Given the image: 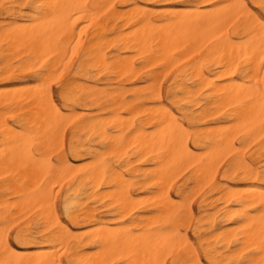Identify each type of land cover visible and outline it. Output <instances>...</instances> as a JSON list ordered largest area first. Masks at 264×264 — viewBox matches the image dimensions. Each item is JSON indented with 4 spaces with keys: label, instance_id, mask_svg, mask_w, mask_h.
<instances>
[{
    "label": "bare ground",
    "instance_id": "6f19581e",
    "mask_svg": "<svg viewBox=\"0 0 264 264\" xmlns=\"http://www.w3.org/2000/svg\"><path fill=\"white\" fill-rule=\"evenodd\" d=\"M0 12L13 19L0 24V264H264V0H0ZM104 17L112 63L100 42L70 47L84 22L102 38ZM76 61L92 83L71 78L61 104L51 78ZM181 172L197 212L174 191Z\"/></svg>",
    "mask_w": 264,
    "mask_h": 264
},
{
    "label": "rangeland",
    "instance_id": "374dc122",
    "mask_svg": "<svg viewBox=\"0 0 264 264\" xmlns=\"http://www.w3.org/2000/svg\"><path fill=\"white\" fill-rule=\"evenodd\" d=\"M24 11H28V10H24ZM2 15H1V12H0V24H4V27L3 28H6V27H8V24L13 20L12 19V17H10L9 15H6V14H3V16L4 17H6V18H4V17H1ZM7 17H9V19L7 18ZM105 19H104V28H103V30L101 31V33H102V38H99V37H96L95 36V33H97V31H96V25H92V24H90L89 22H87V23H82L81 24V26L82 27H84V26H86V27H84V28H82V27H78V29H77V31H76V34L78 35L79 33V35H80V37L83 35V33L84 34H86L85 35V37H84V41L80 44V43H78L79 42V38L80 37H78V38H76L77 37V35H76V37H75V39H77V40H73L72 42V44H71V46L70 47H74V42H75V47L77 46V47H86V46H88V47H91L92 46V44L94 45V44H96V43H101L102 44V46L104 47V53H105V55L108 57V61L110 62V63H112L113 61H114V54L117 52V49H116V47H117V44H116V37H117V32H115V30H113L112 28H113V21L110 19V18H106V17H104ZM10 20V21H9ZM91 25V27H90V25ZM84 24V25H83ZM112 25V26H111ZM90 27V28H89ZM82 28V29H81ZM106 30V31H105ZM108 31L110 32V33H108ZM116 31H118V30H116ZM89 32V33H88ZM91 32V33H90ZM89 35V36H88ZM92 35V36H91ZM91 36V37H90ZM109 36V37H108ZM110 39V40H109ZM108 41V42H107ZM78 43V44H77ZM77 44V45H76ZM91 44V45H90ZM79 45V46H78ZM90 45V46H89ZM108 46L109 45V48H107L106 46ZM114 49V50H113ZM116 49V50H115ZM112 51V52H111ZM82 54H83V51L82 52H80V54H79V57H78V59H80V57L82 56ZM77 63H78V61H76L75 62V64L73 65V67L71 68V69H69V70H64V72L62 73V75H60V71H58L56 74H59V76L56 78H54V76L51 78L52 79V82L49 80V83H50V85L52 86V90H53V92H54V95H55V97H56V99L57 100H59L60 101V103L61 104H65L66 102H65V100L63 99V95H64V93L66 92V83L71 79V78H74L75 80H77V81H79V82H87L88 81V79H89V77L90 76H93L95 73L94 72H92L91 70H84V71H77L78 69L76 68L77 67ZM75 70V71H74ZM75 72H77V73H75ZM77 74V75H76ZM100 79H101V82H102V86L104 87V89H106V90H108V91H114L115 90V88L118 86V83H117V80H116V76L114 75V74H109L106 70H104V75L103 74H101L100 76ZM59 78V79H58ZM109 78V79H108ZM58 79V80H57ZM108 79V80H107ZM88 83H92L91 81H88ZM169 84H170V76H167V77H165V79H164V93H166V91H167V88H168V86H169ZM106 85V86H105ZM113 85V86H112ZM2 87V85L0 84V88ZM132 87V85H126V88L128 89V88H131ZM64 91V92H63ZM129 96L131 97V98H129ZM61 98V99H60ZM127 98H129L128 100H131L132 99V96L129 94L128 96H127ZM149 104L150 103H146V106H149ZM104 119H105V117H108V115L109 116H111L112 115V111H111V109L110 110H108V109H106V108H110V105H109V103H108V101L104 98ZM74 108H75V111L76 112H82V107H81V105H80V102H78V103H76V105L74 106ZM95 111L97 112V109H93L92 108V110H91V112H94L95 113ZM109 114H108V113ZM106 114H107V116H106ZM123 115H127L126 113H123ZM71 132H69L68 134H67V143H66V151H67V153L69 154L70 152V150H69V142H70V138H71ZM80 142H82V143H84L86 146H89V145H96L97 147H99L100 148V145L94 140V139H87V137L86 136H80ZM106 141H104V143H105ZM78 142H75V144L76 145H79V143L77 144ZM106 146V147H105ZM104 153L105 152H108L109 151V144L106 142L105 144H104ZM108 148V149H107ZM53 157L54 158H56L57 157V154H53ZM229 162H230V159H227V160H225L224 161V163H223V165H222V172L224 171V169H226L227 167H228V165H229ZM183 173V174H182ZM178 178L176 177V179H175V182H174V191L176 192L177 191V189L179 188V187H181L182 188V190H183V193H185V194H188V196H194V209H195V211L197 212V208H198V205H199V203H200V201H201V199H202V197H201V195H202V193H198V194H195L194 192H193V184L192 183H189V184H187L186 183V181H187V179L189 178V172H181V173H179L178 174ZM184 183H186L185 185H184ZM148 194L149 193H144V194H141V195H139V197L142 199L143 197H144V199H147V197H149L148 196ZM145 195V196H144ZM146 195H147V197H146ZM150 195V194H149ZM59 206H61V204L59 205ZM104 218L106 219V220H109V219H111V216L110 215H108L107 213H104ZM33 227H35V226H33ZM16 230H17V228L16 227H14L13 229H12V232H11V237L13 238V236H15V233H16ZM33 231H38V229L35 227V228H33ZM189 234H190V236L194 239V235H193V230L192 229H189Z\"/></svg>",
    "mask_w": 264,
    "mask_h": 264
}]
</instances>
